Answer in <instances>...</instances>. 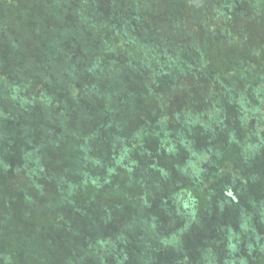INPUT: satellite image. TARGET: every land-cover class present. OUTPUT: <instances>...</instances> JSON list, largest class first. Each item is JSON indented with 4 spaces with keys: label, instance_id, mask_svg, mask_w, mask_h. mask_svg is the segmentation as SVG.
Returning a JSON list of instances; mask_svg holds the SVG:
<instances>
[{
    "label": "trees",
    "instance_id": "16d2710c",
    "mask_svg": "<svg viewBox=\"0 0 264 264\" xmlns=\"http://www.w3.org/2000/svg\"><path fill=\"white\" fill-rule=\"evenodd\" d=\"M3 3L0 264H264V0Z\"/></svg>",
    "mask_w": 264,
    "mask_h": 264
},
{
    "label": "rangeland",
    "instance_id": "374dc122",
    "mask_svg": "<svg viewBox=\"0 0 264 264\" xmlns=\"http://www.w3.org/2000/svg\"><path fill=\"white\" fill-rule=\"evenodd\" d=\"M0 4H2V5L4 4L3 0H0ZM5 8H7L5 13L10 12L8 10L11 9V6L7 5ZM158 8H160V6ZM158 8L155 7V9H158ZM161 9H162V5H161ZM44 19H46L45 14L42 16V18L40 20H44ZM35 21H36L35 19L31 20V18H30L29 20L23 19V23H14V22H11V19H9L8 23H9V26L11 27V29L19 31L21 33V36H22V39H19L21 41L20 42V48L18 50V52L20 54L23 53L24 50H27L29 52L36 53L38 56H44L45 55L44 49L42 50L41 53H37V51H36L37 45L39 44L38 40H39V36L41 35L40 34L41 30L39 32H37L36 30L33 29L34 24L38 23L37 21L36 22ZM30 23H32L31 26H30ZM0 24L2 27L5 25L3 20L0 21ZM239 28H240V25H238V23H235L234 30L237 31V30H239ZM25 32H32V33H30V35H29V34H25ZM0 45H1V43H0ZM0 50H2V51H0L2 53L10 54L9 50H4L1 47H0ZM86 225L91 228L93 224L91 221H86Z\"/></svg>",
    "mask_w": 264,
    "mask_h": 264
},
{
    "label": "crops",
    "instance_id": "0c3cea01",
    "mask_svg": "<svg viewBox=\"0 0 264 264\" xmlns=\"http://www.w3.org/2000/svg\"><path fill=\"white\" fill-rule=\"evenodd\" d=\"M234 244H236L238 241H237V239H234ZM241 243V242H240ZM234 246V245H233ZM261 248L259 249V250H257L256 251V258L257 259H259V260H261L262 262H264V241H262V243H261ZM234 247H236V245L234 246ZM240 251H241V253L242 254H244V252L246 251V252H249V251H251V249L250 248H248V246H245L244 244H238V247H237V249L236 250H234V249H231L230 248V252L231 253H229L227 250H225V254L227 255L228 254V257H231V258H234V257H237V255L240 253ZM230 254H232L231 256H230ZM260 254V255H259ZM245 255V254H244ZM244 255H241V256H243V258H244ZM253 255V254H252ZM234 256V257H233ZM228 257H226L227 259H226V261H225V263L224 264H232V263H230V262H228ZM238 258V257H237ZM235 260H236V258H234V262H233V264H239L238 262H236L235 263ZM240 264H242V263H240Z\"/></svg>",
    "mask_w": 264,
    "mask_h": 264
}]
</instances>
